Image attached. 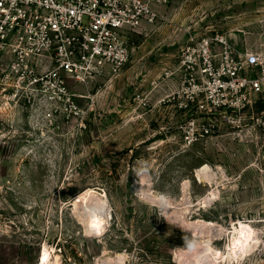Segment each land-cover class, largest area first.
<instances>
[{"label": "rangeland", "instance_id": "1", "mask_svg": "<svg viewBox=\"0 0 264 264\" xmlns=\"http://www.w3.org/2000/svg\"><path fill=\"white\" fill-rule=\"evenodd\" d=\"M194 34L264 53V0H171L155 23L129 30L132 56L119 73L70 79L71 103L39 101L0 61V264H179L176 251L198 264L207 241L224 254L216 264H264V134L255 125L264 97L237 113L197 110L179 66ZM194 117L214 133L187 145L183 126ZM140 161L152 191L172 198L167 221L137 198ZM89 198L110 204L97 234L76 213ZM240 220L259 243L235 258ZM185 240L200 245L189 251Z\"/></svg>", "mask_w": 264, "mask_h": 264}, {"label": "built area", "instance_id": "2", "mask_svg": "<svg viewBox=\"0 0 264 264\" xmlns=\"http://www.w3.org/2000/svg\"><path fill=\"white\" fill-rule=\"evenodd\" d=\"M171 0H0V61L5 77L33 86L39 101H68L70 79L117 74L130 61L131 29L155 23ZM180 59L190 98L204 115L254 109L264 97V53L233 50L225 36L192 35ZM188 75V76H187ZM57 110H50L53 116ZM230 120V117H228ZM255 125L264 134V108ZM196 117L183 126V142L214 133Z\"/></svg>", "mask_w": 264, "mask_h": 264}, {"label": "clouds", "instance_id": "3", "mask_svg": "<svg viewBox=\"0 0 264 264\" xmlns=\"http://www.w3.org/2000/svg\"><path fill=\"white\" fill-rule=\"evenodd\" d=\"M150 171L151 166L148 161H140L134 169L132 173L137 177V183L141 186L135 193L142 203L147 204L151 208H156L158 215L167 221V210L172 204V198L166 193H155L152 191ZM79 195L76 199L79 198ZM109 210L110 204L106 199L89 198L86 206L82 204L77 206L76 213L86 225H91L95 229L101 227ZM185 246L189 251H195L198 247L195 242L187 240H185Z\"/></svg>", "mask_w": 264, "mask_h": 264}, {"label": "bare ground", "instance_id": "4", "mask_svg": "<svg viewBox=\"0 0 264 264\" xmlns=\"http://www.w3.org/2000/svg\"><path fill=\"white\" fill-rule=\"evenodd\" d=\"M204 167L207 168L206 166H204ZM205 168H200V170L198 169L197 174H198L199 177H201V174H202L201 173V169H204L203 171H205ZM201 222H202V220H198L196 223L199 224ZM203 222H204V220H203ZM206 223L207 224H212V225L214 224L213 222H209V221L206 222ZM197 224L195 226H198ZM242 225H246L247 227L246 228H242L241 227ZM188 226L191 227L192 224L191 225H188ZM193 229H196L195 231H198L196 227H193ZM241 231L244 232V235L243 236L240 235V232ZM98 232H99L98 231V228H95V229L91 228V231H89V233H92V234H97ZM234 232H237V233L234 235V237L232 239L233 240V243L230 244V248L233 250V252H232L233 254L232 255L235 258L236 257H240V256H242L244 254H247V252H250L251 249L252 248L254 249L255 248L254 246H256V244L259 243L258 242V240H259V238H258L259 234L257 236V229L252 224H250L248 222H243V221L240 220L239 221V225H234ZM206 239H208V238H206ZM196 244L197 245H200L199 244V241H197ZM219 251L220 250H216L215 248L211 247L210 246V243L207 241L206 242V247L204 248V250L197 251V252H200L198 264H204V263H207L208 264V262H210L209 264H216V263L220 262L222 259H224V254H220L221 251L220 252ZM217 253H219V255H217ZM49 255H50V250L47 247V245L45 244L43 246L42 250H41V259H42V261L44 263H46V261H47V263L50 262ZM175 255L177 257V260H178L179 264H187L188 263V260L186 258H183V259L181 258L182 257V254L179 251H176L175 252ZM126 258H127V256L125 257V259Z\"/></svg>", "mask_w": 264, "mask_h": 264}, {"label": "snow or ice", "instance_id": "5", "mask_svg": "<svg viewBox=\"0 0 264 264\" xmlns=\"http://www.w3.org/2000/svg\"><path fill=\"white\" fill-rule=\"evenodd\" d=\"M241 227H242V228H246L247 226H246V225H242ZM240 235L243 236V235H244V232L241 231V232H240ZM237 242H238V241H237ZM217 255H219V253H217Z\"/></svg>", "mask_w": 264, "mask_h": 264}]
</instances>
